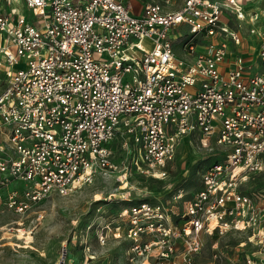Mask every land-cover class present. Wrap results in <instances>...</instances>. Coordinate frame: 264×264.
I'll return each instance as SVG.
<instances>
[{"label": "built area", "instance_id": "1", "mask_svg": "<svg viewBox=\"0 0 264 264\" xmlns=\"http://www.w3.org/2000/svg\"><path fill=\"white\" fill-rule=\"evenodd\" d=\"M14 2L0 0V213L25 214L96 175L159 178L196 136L220 147L221 161L180 228L157 204L120 209L113 237L131 241L128 258L190 264L202 230L225 231L223 214L233 228L249 226L239 219L247 207L249 219L264 215V198L252 202L235 186L264 160V9L244 0H141L138 11L126 0H22L25 15ZM223 181L229 187H217Z\"/></svg>", "mask_w": 264, "mask_h": 264}, {"label": "rangeland", "instance_id": "2", "mask_svg": "<svg viewBox=\"0 0 264 264\" xmlns=\"http://www.w3.org/2000/svg\"><path fill=\"white\" fill-rule=\"evenodd\" d=\"M11 7L28 14L22 0L12 3ZM244 7L264 9V0H244ZM242 34L246 46L253 48V38L247 32ZM255 70H262L256 62ZM119 156L117 152L116 157ZM222 156L223 151L212 141L203 147L192 136L180 143L164 167L165 174L159 178L135 173L127 184H121L114 175H96L91 183L67 195L52 194L25 214L4 210L0 213V264H138L136 259L131 261L127 256L131 241L113 237L114 227L122 223L118 216L120 209L132 203H155L180 228L187 202L202 191L203 176ZM23 186L21 182L15 183L9 189H23ZM235 186L252 202L263 200L264 160L258 172L236 182ZM5 194L3 191L2 195ZM122 195H129V202ZM245 209L239 219L250 221L247 224L252 228L236 230L232 227V216L223 214L218 223H227L229 230L216 229L211 235L202 230L197 236L199 250L192 254L190 264H264V215L260 212L252 220L249 217L253 210ZM253 229L263 234H254ZM171 245L179 256L185 242L178 236L171 240ZM164 250L153 247V252Z\"/></svg>", "mask_w": 264, "mask_h": 264}, {"label": "bare ground", "instance_id": "3", "mask_svg": "<svg viewBox=\"0 0 264 264\" xmlns=\"http://www.w3.org/2000/svg\"><path fill=\"white\" fill-rule=\"evenodd\" d=\"M229 185H230V184H229L228 182L223 181V182L218 183V184H217V187H220V188H223V189H224V187H229ZM216 190H219V189H216ZM229 203H230V202H227V203H225V204H229ZM230 204H231V203H230ZM150 206H151L152 208L157 207V205H156L155 203H150ZM212 217H214V216H212ZM224 227L226 228V229H225V232L229 230L227 224H225ZM234 228H235L236 230H246V229H247L245 223H244V222H240V221L236 224V227H234ZM248 228L250 229V227H248ZM253 230H254V234H263L262 231H258V230H255V229H253ZM250 240L253 241V238H251Z\"/></svg>", "mask_w": 264, "mask_h": 264}, {"label": "crops", "instance_id": "4", "mask_svg": "<svg viewBox=\"0 0 264 264\" xmlns=\"http://www.w3.org/2000/svg\"><path fill=\"white\" fill-rule=\"evenodd\" d=\"M129 1L133 7V10L138 11L141 5V0H126Z\"/></svg>", "mask_w": 264, "mask_h": 264}]
</instances>
